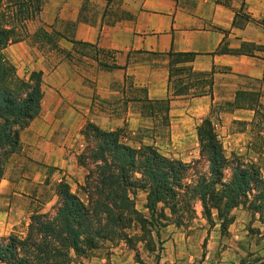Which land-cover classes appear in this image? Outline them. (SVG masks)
<instances>
[{"label":"crops","instance_id":"crops-1","mask_svg":"<svg viewBox=\"0 0 264 264\" xmlns=\"http://www.w3.org/2000/svg\"><path fill=\"white\" fill-rule=\"evenodd\" d=\"M92 1L93 8L84 11L88 22L79 20L85 0H45L39 18L28 24L29 31L44 25L68 38L62 37L59 46L69 57L56 49L32 47L29 38L3 50L19 77L42 72V95L39 112L19 131L18 147L3 163L0 237L16 233L33 214L50 209L57 199L48 193L52 183L80 182L77 156L87 122L104 130H136L144 118L141 100L167 97V52L193 53L194 70L215 71L213 97H175L171 113L187 102L199 117L206 114L222 76L264 79V23H259L264 20V0H244L243 6V0L87 3ZM74 21L72 30L66 27ZM71 40L95 44L121 68L104 70L97 61L80 58ZM127 77L133 87L124 83Z\"/></svg>","mask_w":264,"mask_h":264},{"label":"trees","instance_id":"trees-1","mask_svg":"<svg viewBox=\"0 0 264 264\" xmlns=\"http://www.w3.org/2000/svg\"><path fill=\"white\" fill-rule=\"evenodd\" d=\"M44 1L7 0L4 4L0 0V179L6 157L18 147L19 131L39 112L42 95V72L33 71L28 78L18 77L3 50L10 43L29 38L39 48L65 52L57 46V39L66 38L59 31L49 30L44 25L29 31L28 23L39 18ZM87 2L85 0L79 13V20L86 22L90 21L84 15ZM67 23L72 30L77 22ZM259 23L263 24L264 20ZM71 41L78 54L79 45L98 49L95 44ZM166 56L169 94L162 99L144 98L139 107L142 117L161 126L169 124L171 101L175 96L210 94L213 97L215 72L214 69L194 70L190 65L194 54L190 52L169 51ZM141 89L142 93L146 92L145 88ZM263 97L264 93L257 88L238 87L232 98L211 103L209 113L196 127L200 155L208 163V175L200 176L192 185L183 183L189 164L162 155L150 144L140 143L139 147L126 144L120 129L104 130L87 122L81 131L87 146L77 156L79 164L87 170V204L70 191L68 183L59 182L57 194L62 201L55 214H33L26 236L11 233L0 237V263L69 264L71 252L77 254L87 247L94 248L98 240L121 235L132 216H139L130 198L131 191L136 188L147 192L149 206L158 202H170L175 206L189 198L199 200L203 214L208 217L211 207L220 213L219 205L223 201L225 223L232 208L245 204L264 223V177L260 168L255 163L228 158L211 120L213 113L220 111H252L248 124L252 136L257 139L255 145L260 149L264 144ZM227 167L231 169V176L222 180V169Z\"/></svg>","mask_w":264,"mask_h":264},{"label":"rangeland","instance_id":"rangeland-1","mask_svg":"<svg viewBox=\"0 0 264 264\" xmlns=\"http://www.w3.org/2000/svg\"><path fill=\"white\" fill-rule=\"evenodd\" d=\"M3 1L6 4L7 0ZM94 3H86V8L90 6L92 9ZM66 27H69L68 23ZM60 41L61 38L57 39L59 49ZM34 46L39 50H48L39 48L32 42V47ZM78 48L80 58L97 61L101 69L121 68L113 62L109 52L84 45H79ZM124 83L131 84V77L124 78ZM238 87H254L264 93V81L222 76L215 85V103L232 98ZM135 90L142 93L141 88L136 87ZM184 97L194 96L190 94ZM262 101L264 103V97ZM189 106V103L184 102L178 108H173L172 113L170 109L169 124L166 126L155 125L157 123L154 124L151 119L143 118L136 130L126 127L120 129V132L123 134L122 141L126 144L134 147L150 144L162 155L189 164L183 183L192 185L200 176L208 175V163L200 155L196 127L209 113L211 105L201 117L199 111H193ZM252 115V111L247 109L220 111L218 114L213 113L211 120L225 155L231 159L239 158L255 163L264 177V144L260 149L255 145L257 139L252 136L251 125L248 124ZM83 142L81 152L87 146L84 137ZM77 163L81 168V176H77L80 182L68 185L70 191L87 204V170ZM230 176V167L222 169V180L223 177L228 179ZM58 184L59 182H54L48 189L49 195L56 194L57 199L50 209L39 213L55 214L62 201L57 194L60 189ZM130 198L139 216H132V221L122 230L121 235L98 240L94 248L87 247L77 254L71 252L69 264H264V223L245 204L232 208L226 215L229 220L224 223L223 201L219 205L220 213L217 208L211 207L207 217L203 214L199 200L183 198L186 200L175 206L170 202H158L149 206L147 192L140 188L133 189ZM29 222L30 220L28 224ZM27 230L28 225H24L16 233L26 236Z\"/></svg>","mask_w":264,"mask_h":264}]
</instances>
